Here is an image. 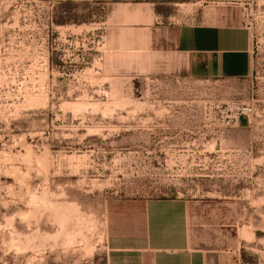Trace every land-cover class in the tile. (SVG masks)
<instances>
[{
	"label": "rangeland",
	"instance_id": "rangeland-1",
	"mask_svg": "<svg viewBox=\"0 0 264 264\" xmlns=\"http://www.w3.org/2000/svg\"><path fill=\"white\" fill-rule=\"evenodd\" d=\"M196 26L243 27L249 75H193ZM161 200L207 264H264V0H0V264H105Z\"/></svg>",
	"mask_w": 264,
	"mask_h": 264
},
{
	"label": "crops",
	"instance_id": "crops-1",
	"mask_svg": "<svg viewBox=\"0 0 264 264\" xmlns=\"http://www.w3.org/2000/svg\"><path fill=\"white\" fill-rule=\"evenodd\" d=\"M175 54L199 77L243 78L251 69L250 36L240 26H196L176 30ZM106 241L105 264H207L191 247L188 205L150 201L135 207ZM133 215V214H131Z\"/></svg>",
	"mask_w": 264,
	"mask_h": 264
},
{
	"label": "bare ground",
	"instance_id": "bare-ground-1",
	"mask_svg": "<svg viewBox=\"0 0 264 264\" xmlns=\"http://www.w3.org/2000/svg\"><path fill=\"white\" fill-rule=\"evenodd\" d=\"M64 211H65V210H64ZM66 211H67V210H66ZM67 214H68V213H67ZM62 218H63V217H62ZM62 220H63V219H62ZM61 225H62V224H61ZM72 236H73V234H72ZM72 236H71V237H72ZM73 237H74V236H73ZM66 240H67V239H66ZM69 242H70V238H69Z\"/></svg>",
	"mask_w": 264,
	"mask_h": 264
}]
</instances>
